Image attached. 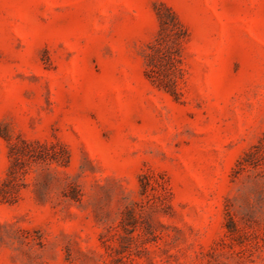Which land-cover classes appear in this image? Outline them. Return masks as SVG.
<instances>
[{
    "label": "rangeland",
    "instance_id": "374dc122",
    "mask_svg": "<svg viewBox=\"0 0 264 264\" xmlns=\"http://www.w3.org/2000/svg\"><path fill=\"white\" fill-rule=\"evenodd\" d=\"M13 145L0 264H264V0H0V187Z\"/></svg>",
    "mask_w": 264,
    "mask_h": 264
},
{
    "label": "trees",
    "instance_id": "16d2710c",
    "mask_svg": "<svg viewBox=\"0 0 264 264\" xmlns=\"http://www.w3.org/2000/svg\"><path fill=\"white\" fill-rule=\"evenodd\" d=\"M162 10L167 13L169 20L162 19V15H160V12ZM159 15L162 19L163 29L170 28L171 31H173V34H161V36L156 39L155 43L150 46L151 51L147 52L146 54V56L149 58L150 65L147 74L154 83H158L159 85L167 87L168 85H170L169 83L173 81V78L171 76L172 72L178 69L177 61H179V58H177V55L179 54L181 42L186 37V30L179 22L173 11L167 6L162 5L159 7ZM175 48L177 50H175ZM157 59L164 62L163 70H159L156 68L155 60ZM22 143L24 148L28 150H33V148L34 150L38 148H48L45 143H41L39 141L31 142L22 140ZM21 153H23V151L17 150L14 145L11 147V154L14 161L10 169L9 176L2 181L3 187H0V200L13 201L16 199V197L13 196L10 191L11 189L17 187L18 181L20 179L19 173L22 168ZM34 157H39L43 160L56 158L55 153L50 152H46L45 154L39 153L37 156L35 154Z\"/></svg>",
    "mask_w": 264,
    "mask_h": 264
}]
</instances>
